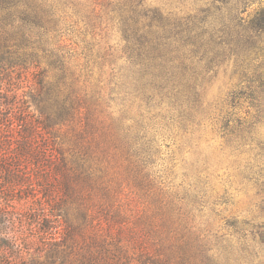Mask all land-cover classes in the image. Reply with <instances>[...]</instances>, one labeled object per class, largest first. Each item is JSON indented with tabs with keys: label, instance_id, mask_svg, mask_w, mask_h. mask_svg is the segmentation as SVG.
<instances>
[{
	"label": "rangeland",
	"instance_id": "obj_1",
	"mask_svg": "<svg viewBox=\"0 0 264 264\" xmlns=\"http://www.w3.org/2000/svg\"><path fill=\"white\" fill-rule=\"evenodd\" d=\"M27 1L59 21L60 40L75 47L66 49L82 69L75 90L100 103L99 120L132 100L123 114L138 121L139 112L147 115L153 143L141 167L111 132L103 152L91 145L59 169L47 161L13 188L1 175L0 264L172 263L166 257L264 264V31H251L259 35L251 44L221 37L225 25L250 27L264 0H246L236 12L229 8L241 0ZM142 47L152 68H165L149 100L131 99L129 85L130 55ZM42 54L38 62L0 57L3 118L39 117L40 83L57 75ZM237 122L242 131L232 129ZM17 124L9 126L11 145ZM43 136L67 159L78 151L68 125Z\"/></svg>",
	"mask_w": 264,
	"mask_h": 264
},
{
	"label": "trees",
	"instance_id": "obj_2",
	"mask_svg": "<svg viewBox=\"0 0 264 264\" xmlns=\"http://www.w3.org/2000/svg\"><path fill=\"white\" fill-rule=\"evenodd\" d=\"M244 1L246 0L232 3V9L229 8V10L238 11L239 4L242 5ZM0 12L2 13V16H0L1 59L13 53L15 56L18 55L16 58L20 57L22 61L29 57L34 62H38L36 59L41 52L57 72L55 80L48 81L47 86L40 83L37 94L40 114L39 117L33 118L35 122L20 117L21 114L23 116V112L17 117L3 118L0 107V177L3 176L2 181L4 183L13 182L11 187L13 188L15 187V180L19 183V181L23 182L25 176L38 175L37 172L46 167L47 161L50 163L54 161L58 169L60 166H65L67 161H74L75 163V161L83 158L84 153L89 152L91 145H94L98 151L103 152L104 147L108 145L105 135L111 132L118 133L119 142L124 141L126 157L129 160L137 163L139 167L146 165L151 159L149 145L153 143L146 138L148 135L147 130L151 127L149 123L144 124L147 115L139 112V121L135 114L133 117H126L123 113L128 109L130 111L133 106L131 104L134 102L123 99L126 104L127 102L131 104L122 108L121 113L118 111L119 114L116 116L111 115L112 117H109L108 115L107 122L99 120L97 111L102 112L100 103L97 100L93 101L92 96L88 97L87 92L83 91L84 93H81L75 90V86L78 85L75 74L77 73L80 76L82 69L80 70V66L78 67L77 64H73L71 58L74 55L66 50L74 51L75 47L65 40L61 41L59 38V21L43 16L40 8L35 4H30L27 0H5L2 2V6L0 5ZM256 15L258 16H255L256 18L251 21L250 27H243L237 22L232 26L225 25L224 30L221 31V37L228 43L243 42L251 44L252 40L256 42L259 35H251V31H255V33L264 31V10L259 11ZM223 41L217 44L221 45ZM142 48L136 54L132 53L130 55V58H134L136 62H133L134 72L130 77L129 85L133 96L131 99H135V95L141 94L149 100L152 99L150 92H155L152 86L153 79H156V76H164L165 68L161 64L152 68L151 61L145 54L148 51L144 47ZM19 51L22 53L18 54ZM150 68L154 69V75L151 74ZM128 90L127 87L124 89L126 96ZM24 103L22 102L21 105L23 106ZM177 107L179 109L183 108L181 104ZM185 108L188 109L189 106L186 105ZM183 112L186 115L191 114V112L185 110ZM229 118L230 116L226 115V121ZM13 120L19 123L17 124V132L20 134L14 141L15 145H11V139L8 137L10 133L9 126L16 129L12 125ZM56 124L57 126L68 125L75 135L73 144L78 151L72 154L70 159L66 158L67 156L63 154L61 148H54L49 138H43L47 129ZM241 125V122H237V126L232 127V129L241 130ZM226 126L229 127L228 124ZM87 136H90V142L84 141ZM9 146H13L10 151L8 150ZM62 173L63 176L70 175L66 171ZM72 174L78 176L76 171ZM186 258L166 257V260L172 262L170 264H188L185 261ZM229 258L223 257L227 263ZM192 264L223 263L219 261V257H193Z\"/></svg>",
	"mask_w": 264,
	"mask_h": 264
}]
</instances>
